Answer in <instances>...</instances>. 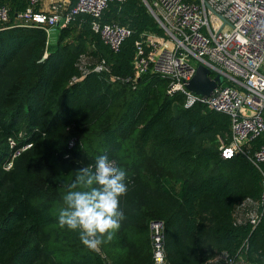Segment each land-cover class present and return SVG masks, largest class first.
Wrapping results in <instances>:
<instances>
[{"label": "trees", "instance_id": "trees-1", "mask_svg": "<svg viewBox=\"0 0 264 264\" xmlns=\"http://www.w3.org/2000/svg\"><path fill=\"white\" fill-rule=\"evenodd\" d=\"M143 1L108 0L95 18L130 30L111 50L88 14H76L52 45L44 29L14 24L26 0H0L9 14L0 23V264H153V221L166 264H211L216 256V264H264L262 176L239 154L219 156L215 140L228 141V117L183 107L180 93L166 94L165 76L132 80L136 42L160 33ZM8 138L14 149L31 146L5 170ZM103 155L126 171V218L93 251L59 227L58 214L77 169Z\"/></svg>", "mask_w": 264, "mask_h": 264}, {"label": "built area", "instance_id": "built-area-1", "mask_svg": "<svg viewBox=\"0 0 264 264\" xmlns=\"http://www.w3.org/2000/svg\"><path fill=\"white\" fill-rule=\"evenodd\" d=\"M26 8L17 13L14 24L42 28L49 34L65 27L78 13L93 17L92 32L111 50H116L130 30L115 23L100 24L97 18L108 0H77L69 7L64 0H51L46 9L44 0H26ZM123 1V0H117ZM144 6L160 33L145 32L136 47L130 65L136 77L144 74L165 76L166 94L180 93L182 106L202 104L228 117L229 137H219L217 150L223 159L241 155L254 165L262 176L260 204L264 206V145L253 148L250 143L264 134V0H150ZM9 21L8 7L0 5V23ZM46 52L44 53V56ZM102 61L93 70L103 68ZM209 70L210 78L221 76L209 95L201 96L185 88L197 65ZM12 151L3 164L8 170L13 159L31 146L8 138ZM71 140L69 145H73ZM112 161V160H110ZM113 162V161H112ZM259 215L249 216L256 225ZM152 241V263H165L161 246V223L149 224ZM226 264H244L227 259Z\"/></svg>", "mask_w": 264, "mask_h": 264}, {"label": "clouds", "instance_id": "clouds-1", "mask_svg": "<svg viewBox=\"0 0 264 264\" xmlns=\"http://www.w3.org/2000/svg\"><path fill=\"white\" fill-rule=\"evenodd\" d=\"M126 178V171L106 155L98 157L94 167L77 169L63 196L59 227L78 232L89 250L111 241L126 218L120 207V198L128 192Z\"/></svg>", "mask_w": 264, "mask_h": 264}, {"label": "water", "instance_id": "water-1", "mask_svg": "<svg viewBox=\"0 0 264 264\" xmlns=\"http://www.w3.org/2000/svg\"><path fill=\"white\" fill-rule=\"evenodd\" d=\"M221 81V76L216 75L213 78L209 76V70L199 64L196 66L194 73L191 78L186 82L185 88L191 91L192 93L207 96L210 94L212 89L219 84ZM154 264H166V263H154Z\"/></svg>", "mask_w": 264, "mask_h": 264}, {"label": "rangeland", "instance_id": "rangeland-1", "mask_svg": "<svg viewBox=\"0 0 264 264\" xmlns=\"http://www.w3.org/2000/svg\"><path fill=\"white\" fill-rule=\"evenodd\" d=\"M58 34H59V29L58 28H54V30H51V32L49 34V39H48L50 44L53 45V44L56 43ZM71 38L74 39L73 37H71ZM21 132L23 133L24 131H21ZM215 141L217 143V140H215Z\"/></svg>", "mask_w": 264, "mask_h": 264}, {"label": "crops", "instance_id": "crops-1", "mask_svg": "<svg viewBox=\"0 0 264 264\" xmlns=\"http://www.w3.org/2000/svg\"><path fill=\"white\" fill-rule=\"evenodd\" d=\"M51 0H44L43 1V3H42V5H41V7H42V9H46L47 8V5H48V3L50 2ZM65 1V3H67V5L69 6V4H70V1L69 0H64ZM70 7V6H69ZM263 139H264V134H263ZM218 259V258H220L221 259V257H218V256H216L215 258H214V261L213 262H215V259ZM241 260L244 262V264H252V263H250V262H248V261H245L244 259H242L241 258ZM211 263V264H216V263Z\"/></svg>", "mask_w": 264, "mask_h": 264}]
</instances>
